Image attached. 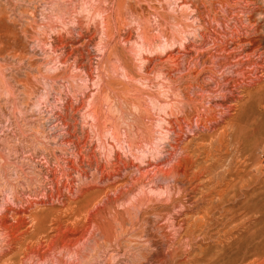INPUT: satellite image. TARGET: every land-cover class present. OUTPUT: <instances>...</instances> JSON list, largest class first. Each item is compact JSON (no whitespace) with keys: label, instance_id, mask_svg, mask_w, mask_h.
<instances>
[{"label":"rangeland","instance_id":"374dc122","mask_svg":"<svg viewBox=\"0 0 264 264\" xmlns=\"http://www.w3.org/2000/svg\"><path fill=\"white\" fill-rule=\"evenodd\" d=\"M263 52L264 0H0V264H264Z\"/></svg>","mask_w":264,"mask_h":264},{"label":"bare ground","instance_id":"6f19581e","mask_svg":"<svg viewBox=\"0 0 264 264\" xmlns=\"http://www.w3.org/2000/svg\"><path fill=\"white\" fill-rule=\"evenodd\" d=\"M222 8H223V7H222ZM214 20H215V19H214ZM250 31H251V30H250ZM238 33H239V32H235V31H234L233 34L238 35ZM232 38H233V37H232ZM234 38H235V37H234ZM236 38H237V37H236ZM240 38H241V37H240ZM240 38H239V39H240ZM221 40H222V39H221ZM234 41H235V39L231 40V42H233V43H234ZM238 41H239V40H238ZM235 42H236V41H235ZM221 43H222V42H221ZM224 43H225V42H224ZM226 44H227V43H225L224 45H223V44H218V45H216L215 48L218 49V50L220 49V51H216V52H220V53H224V52H226V48H227V47H226ZM213 46H214V45H213ZM240 46H241V45H240ZM239 50H240L241 52H244V49L241 48V47H239ZM261 54H262V53H261ZM263 55H264V52H263ZM245 57H246L247 59L250 60V59L252 58V55H251V54H250V55H246ZM246 58H245V59H246ZM239 59H240V58H239ZM238 64H239V63H238ZM248 72H249V71H248ZM256 72H258V69L255 70V73H256ZM215 74H216V73H215ZM189 89H190V88H189ZM190 100H191V99H190ZM200 102H201V100H200ZM203 102H204V101H203ZM199 104H200V103H199ZM202 106H203V105H202ZM213 109H214V108H213ZM179 110H180V109H179ZM213 111H214V110H213ZM209 127H210V126H209ZM232 127H233V126H232ZM180 131H181V130H180Z\"/></svg>","mask_w":264,"mask_h":264}]
</instances>
